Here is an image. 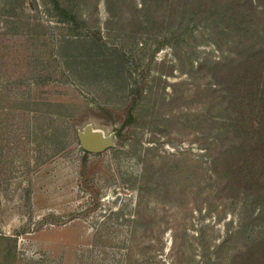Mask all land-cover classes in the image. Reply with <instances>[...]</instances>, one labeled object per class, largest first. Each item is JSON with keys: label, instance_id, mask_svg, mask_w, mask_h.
Instances as JSON below:
<instances>
[{"label": "rangeland", "instance_id": "obj_1", "mask_svg": "<svg viewBox=\"0 0 264 264\" xmlns=\"http://www.w3.org/2000/svg\"><path fill=\"white\" fill-rule=\"evenodd\" d=\"M62 2L82 34L50 0H0V264L6 236L14 264H232L264 209L213 170L209 67L240 47L247 0ZM88 123L115 145L83 149Z\"/></svg>", "mask_w": 264, "mask_h": 264}, {"label": "trees", "instance_id": "obj_2", "mask_svg": "<svg viewBox=\"0 0 264 264\" xmlns=\"http://www.w3.org/2000/svg\"><path fill=\"white\" fill-rule=\"evenodd\" d=\"M57 12L71 23L73 35L82 34L76 12L62 0H50ZM239 30L243 34L234 53L210 66L214 81L226 99V141L212 158L221 189L231 197L253 196L264 209V0H247ZM261 7V9H259ZM256 15V13H258ZM255 40H251L252 35ZM133 120L129 113L128 122ZM219 181V182H220ZM8 240L5 264H14L16 238ZM232 264H264V233L252 238L232 255Z\"/></svg>", "mask_w": 264, "mask_h": 264}, {"label": "water", "instance_id": "obj_3", "mask_svg": "<svg viewBox=\"0 0 264 264\" xmlns=\"http://www.w3.org/2000/svg\"><path fill=\"white\" fill-rule=\"evenodd\" d=\"M81 146L86 151H103L110 146L115 145V136L113 133H107L104 129L96 128L91 124L77 128Z\"/></svg>", "mask_w": 264, "mask_h": 264}]
</instances>
